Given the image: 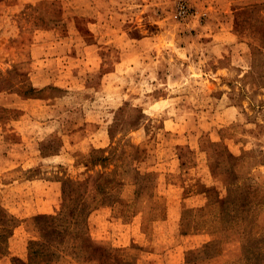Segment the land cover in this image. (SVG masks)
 Returning <instances> with one entry per match:
<instances>
[{
  "label": "rangeland",
  "instance_id": "obj_1",
  "mask_svg": "<svg viewBox=\"0 0 264 264\" xmlns=\"http://www.w3.org/2000/svg\"><path fill=\"white\" fill-rule=\"evenodd\" d=\"M0 264H264V0H0Z\"/></svg>",
  "mask_w": 264,
  "mask_h": 264
},
{
  "label": "crops",
  "instance_id": "obj_2",
  "mask_svg": "<svg viewBox=\"0 0 264 264\" xmlns=\"http://www.w3.org/2000/svg\"><path fill=\"white\" fill-rule=\"evenodd\" d=\"M104 231H105V228H102V227H100V229H99V231H98V234H99V236H102V237H104ZM226 256V255H225ZM225 256L224 257H221L223 260L225 259Z\"/></svg>",
  "mask_w": 264,
  "mask_h": 264
}]
</instances>
